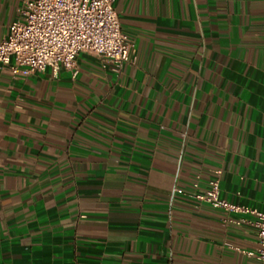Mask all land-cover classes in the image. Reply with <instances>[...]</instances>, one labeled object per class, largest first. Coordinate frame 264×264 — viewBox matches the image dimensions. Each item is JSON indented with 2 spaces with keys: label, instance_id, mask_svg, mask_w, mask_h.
<instances>
[{
  "label": "crops",
  "instance_id": "obj_1",
  "mask_svg": "<svg viewBox=\"0 0 264 264\" xmlns=\"http://www.w3.org/2000/svg\"><path fill=\"white\" fill-rule=\"evenodd\" d=\"M23 1L0 0V42ZM113 6L119 71L0 65V264H264L250 215L172 194L220 170L221 198L264 209V0Z\"/></svg>",
  "mask_w": 264,
  "mask_h": 264
},
{
  "label": "built area",
  "instance_id": "obj_2",
  "mask_svg": "<svg viewBox=\"0 0 264 264\" xmlns=\"http://www.w3.org/2000/svg\"><path fill=\"white\" fill-rule=\"evenodd\" d=\"M113 3L114 0H24L19 17L0 42V65L8 66L13 73L35 74L51 68L55 75L62 69L75 76L77 55L88 53L119 71L131 62L134 42L122 31ZM220 173L217 170L204 190L174 188L172 194L231 214L250 215L247 222L256 228L258 248L247 254L264 263V209L221 198ZM262 202L264 205V198Z\"/></svg>",
  "mask_w": 264,
  "mask_h": 264
}]
</instances>
